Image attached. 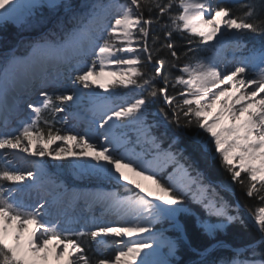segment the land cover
<instances>
[{
    "label": "snow or ice",
    "instance_id": "1",
    "mask_svg": "<svg viewBox=\"0 0 264 264\" xmlns=\"http://www.w3.org/2000/svg\"><path fill=\"white\" fill-rule=\"evenodd\" d=\"M48 3L53 4V0H48ZM174 6L179 9L178 12L172 11ZM68 7L71 8L70 5ZM85 7L86 11L70 17L71 28H67L63 21L57 23L56 26L63 33L60 39L53 41L42 36L32 42L28 57L12 56L5 60L0 68V117L7 119L2 109L7 107V85L17 79L16 69L37 57L46 66L53 64L74 68L79 74L73 83H78L82 89H91L92 85L99 84V87L107 90L109 84H112L131 86L141 93L146 91L151 97L162 95L164 106L159 111L164 119L180 130L195 125L210 134L211 139L201 138L199 134L192 139L204 152L212 151L208 145H214V152L218 153L231 179L245 189L248 197H256L261 202L259 207L249 212L258 238L245 249H236L235 256L227 264H264V68L252 77L247 75L251 60L258 59L264 64V40L259 47L254 45L250 49L249 56L240 57L235 65L223 72L213 62L228 41L236 42L237 47H247L239 44L246 33L264 37V0H246L242 5L246 10L241 14H235L226 5L213 7L210 0H124L123 3L117 0H95ZM19 8V0H0V10H3L0 11V21L22 22ZM154 9L156 17L151 15ZM145 12L149 15L146 16ZM164 16L170 21L164 25L169 40L176 31L198 36L205 45L209 41H216L207 49L213 52V57H200L189 48L184 53L187 59L182 66L175 63L171 65L177 67L180 73L171 81L162 74L165 60L157 55L160 48L155 46V39L151 48L147 42L150 26L154 20ZM188 42L192 43L191 40ZM134 45H139L146 53L145 61L138 55H129L137 51ZM161 47L168 48L171 57L180 60L173 43ZM189 52L193 55L189 56ZM89 56H95L90 65L87 64ZM153 61V71L149 73L144 65L152 64ZM113 65L119 66L117 70H105ZM103 76L114 79L102 83L99 77ZM158 77L161 78L160 87L154 83ZM170 87L173 90L179 87L177 94L180 100H177L176 95H169ZM41 95L45 98L41 104L28 105L34 118L24 121L16 133L0 135V149H18L32 156H51L54 160L63 159L66 155L88 157L91 153V160L74 161L73 167L95 176L111 177L118 174V180L123 179L140 191L127 188L130 194L123 196L94 194V199L130 219L125 222L126 226L102 223L85 233L63 227L58 220H48V212L40 211L44 204L38 207L26 204L14 196L13 193L18 189L6 188L2 183L6 181L18 185L28 178L34 180L37 173L0 167V264H52L53 260L57 264H136L144 249L152 248L155 238H130L149 232L157 220L172 217L177 211H182V207L175 206H182L184 197L193 189L194 198L204 206L208 215L218 218L215 224L201 222L207 234L214 235L217 230L225 229L230 224L244 223L239 208L233 209L216 188L205 181L202 172L195 170L196 174L192 175L188 168L178 164L174 153L161 150L158 138L151 132L156 125L146 120V99L143 95L110 109V114L104 112L96 130L76 135H61L59 130L54 134L55 115L64 111L61 105L74 98L79 104L86 96L91 98L96 94L84 93L81 88H77L72 94L52 95L42 91ZM106 99L100 98L101 102ZM54 100L60 103L54 105ZM46 110H50L51 119L42 118L41 114ZM119 121L127 123L121 124ZM41 122L45 128L40 127ZM127 124L137 126V143L150 145L156 150L155 159L163 157L177 164L180 173L178 180L170 176L169 183L165 185L156 179L155 170L147 166L151 162L144 161L141 154L128 148L125 134L116 133V129L126 127ZM100 137H103L104 143L98 145L96 141ZM56 141H75L77 150L68 147L67 143L50 149L49 145ZM38 167L42 172V166ZM123 169H130L137 176L151 180L161 194L155 200L149 199L153 193L135 180H129ZM149 171L152 174L145 176ZM241 173L246 174V179H241ZM122 187L126 188L125 185ZM64 194L58 193L57 198ZM78 195L73 193V199L78 198ZM110 234L112 238L106 239ZM84 236L97 245L109 242L115 245L114 259L90 257L89 249L79 239ZM115 237L121 239L116 240ZM209 251L205 249V252ZM245 251L250 252L251 256L241 259ZM150 255L152 253H144L140 264H167L166 261H150ZM257 255L259 259L254 258Z\"/></svg>",
    "mask_w": 264,
    "mask_h": 264
},
{
    "label": "trees",
    "instance_id": "2",
    "mask_svg": "<svg viewBox=\"0 0 264 264\" xmlns=\"http://www.w3.org/2000/svg\"><path fill=\"white\" fill-rule=\"evenodd\" d=\"M85 5L91 4V0H82ZM121 1V0H120ZM124 1V0H123ZM167 2V0H164ZM246 0H221L219 5H226L233 9L235 14H241L246 9L242 5ZM69 5L58 6L55 8H42L40 13L35 18L28 19L24 26L17 28L13 24H4L0 26V65L4 63L1 60V55H5L12 51L13 53L27 55L30 53V45L33 41L39 40L42 36H46L50 40H58L63 36L62 31L57 27V23L63 21L67 28L72 27L70 17L73 14H80L86 11V7L81 8L78 12L68 14ZM73 6V5H70ZM173 12H178L179 9L175 6L172 9ZM156 10L154 9L151 15L156 17ZM145 15H149L145 12ZM264 15V14H262ZM167 16L154 20V23L150 26V34L147 38L149 47L153 46V40L155 39V46L160 48L157 54L160 58L165 60L163 69V76L171 81L175 76L179 75L177 67H172L173 63L182 66L187 57L184 55L191 48L195 54L203 57L207 52V45L200 42V37L190 36L189 33L184 32L183 34L174 31L171 39L166 36L167 29L164 28L165 24H169ZM246 41L250 46H259L264 37H261L254 33H246ZM189 40L192 41L189 44ZM173 43L175 50L177 51L180 60H175L170 55V51L166 47H161L166 43ZM139 57L142 61L146 60V53L140 50ZM189 56L193 55L192 52L188 53ZM152 64L145 63L144 67L147 72L153 71ZM154 83L157 87L162 86L161 78H157ZM179 87L173 90L169 88V95H176L177 100L181 97L177 94ZM146 99L147 108L152 115L153 135L158 138V142L165 147H173V149L180 153V156L184 160L187 167L194 170H199L203 173L205 178L211 183L213 187L221 197L228 201L229 204L239 208V214L243 217L244 223L239 222L228 225L224 230L216 231L214 236L206 233V231L198 225L200 220H211L212 222H218V218L215 216H209L204 206L199 203L195 198L185 196L183 199V205L187 207L190 212L183 213L180 216V221L184 227L186 241L182 242L179 250V264H227L235 256V251L232 250H218L217 252L208 256L204 261H199L202 255L205 253V249H210L217 242H227L235 248H243L252 244L257 238L258 233L253 225L252 220L249 218L250 210H255L260 206L261 202L256 197H248L245 189L236 181L231 179V174L227 171V168L222 164L218 158V153L214 152V146L210 147L212 151L204 152L201 150L200 145L194 143L192 137L197 134L201 138L208 139V136L203 130L193 125L190 128L183 130L177 129L176 126L165 120L163 114L160 113V108L164 106L163 96L151 97L145 91L138 95ZM57 101L54 100V105ZM50 110L44 111L41 115L43 119H51L49 115ZM41 128L46 126L41 122ZM59 130L61 135L72 134L73 131L67 125L65 121H61L58 117V113L55 115V123L53 126V132ZM175 140V143H173ZM215 157V158H214ZM1 167V166H0ZM58 181L62 183H74L76 185H101L111 186L113 180L110 177L95 176L92 174H81L75 170V168L69 163L59 165L58 167ZM241 179H246V174L241 173ZM4 184V182H2ZM162 184L167 185L165 178L161 181ZM120 192H123L125 188L117 186ZM235 214V211L233 212ZM86 233V232H85ZM76 238V237H74ZM83 245L89 249V256L96 258L97 255L94 253L91 247V239L87 236L79 238ZM258 251V250H257ZM251 253L245 251L241 255L242 258H249ZM259 259L257 255L254 257Z\"/></svg>",
    "mask_w": 264,
    "mask_h": 264
},
{
    "label": "rangeland",
    "instance_id": "3",
    "mask_svg": "<svg viewBox=\"0 0 264 264\" xmlns=\"http://www.w3.org/2000/svg\"><path fill=\"white\" fill-rule=\"evenodd\" d=\"M29 1V0H26ZM221 0H211V4L213 7L219 6ZM36 2V0L34 1ZM95 0H91L90 3H94ZM105 2H107V0H105ZM118 3H123V0H117ZM63 5H73L71 6V8L67 9L68 10V14L70 13H75L78 12L81 8L85 7V2H83L82 0H53V4H49L48 0H39V2L35 3V6L32 8H27V6L25 8H27L25 15L23 18H21L22 22H14L12 20H8V21H0V26L4 25V24H13L15 25L17 28H20L22 26L25 25V23L27 22L28 19H32L35 18L37 16V14L40 13L42 8H55L58 6H63ZM26 21V22H23ZM216 44V42L213 41H209L207 44V49L211 46ZM240 45H247V47H237L236 46V42L234 41H228L227 42V46L223 49V54H224V58L225 60L227 59V62L230 64V66L232 67L233 65H235L240 57L243 56H249L250 55V49L254 46H250L247 41H246V36L244 35L243 37H241L240 41H239ZM256 46V45H255ZM134 47L137 48V51L134 54H129V55H140V46L139 45H134ZM259 47V46H257ZM29 54V53H28ZM24 56V55H22ZM24 57H28L24 56ZM23 57V58H24ZM203 57H213V52L212 51H208L206 52V54ZM9 58V57H8ZM6 54L5 55H1V60L4 62L5 59H8ZM22 58V57H21ZM95 59V56H89L87 57V64H91L92 60ZM30 61V60H29ZM4 65V63H2L0 65V68H2ZM254 66V67H253ZM228 67V66H227ZM261 68H264V64H261L260 61L258 59L256 60H251L250 61V67L248 70V77H252L254 76L256 73H258L260 71ZM99 70V69H97ZM65 74V71L63 72ZM79 74L77 73L74 68L68 67L67 69V73L65 74V79L67 78L68 80L65 81L63 80L61 85H63L62 87H58L54 86L49 83H43L41 86L35 87L33 88V90L31 92H29V94L27 96H23L21 97L22 100L21 104L23 106V112H25V116L19 115L13 113V116H11V118L8 121V126H2L0 125V135H4V134H13L16 133L18 131V129L20 128L21 124L26 121L29 120L31 118L34 117V114L30 111H28L30 108L28 107V104H35V105H39L43 102V100L45 99L43 98H38L37 96L39 95V93L41 94L42 91H47L49 94L52 95H60V94H71V89L73 86H78V88H81V90H85L87 92H94L96 94V96L93 97H88L86 96L80 104H72V106H69V108L65 107V105H61L64 108V111L58 113V117L61 121H65L67 123V125L71 128V130L73 131L72 135H76V134H82L80 132L79 126H78V122L76 119L71 118L70 114L75 113L78 117H80L81 119H86V117H88L87 114V110L88 109H94L95 107L99 106L100 104H102L100 98L104 97L107 98L105 101V105L104 107L108 110L113 109V107H111V102L113 101H118V105H122L124 103L127 102H132L134 101V99H136V97H138L139 94H141V91L139 89H133L131 86L128 87H124L122 85H112L109 84V87L107 90L99 87V84H94L92 85L91 89H82V86H80L78 83L74 84L73 81L75 80V76ZM69 75V76H68ZM63 78V79H64ZM114 79V78H112ZM118 79V78H117ZM52 81V80H50ZM105 83V82H102ZM67 84V85H66ZM65 85V86H64ZM119 86V87H116ZM117 88V89H114ZM133 99V100H131ZM131 100V101H130ZM60 102L57 101V104H59ZM27 104V106H26ZM83 104V105H81ZM117 105V104H116ZM146 107V120L147 123L152 124L151 120L152 115L150 114L147 105H145ZM20 119V125H16V118ZM14 121V126L10 127V125H12V122ZM88 121V120H87ZM127 123L126 121H122L121 124H125ZM128 125H132V124H127ZM153 131L154 128L151 129L152 135H153ZM204 132V131H203ZM208 136V139L210 138V134L205 133ZM137 138H138V133H137V126L135 129H132L130 135L126 136L127 141L130 143V147H128L129 149H134L135 153L141 154L142 155V159L144 161H148L151 162L152 159H155L156 157V150L152 149V151L147 152V148L151 146L147 145V144H143V143H137ZM61 141H56V143H59ZM158 142V141H157ZM104 140L103 138L100 139L99 144H103ZM159 143V142H158ZM160 144V143H159ZM208 146H214V145H208ZM111 148V146H109ZM160 148L163 151H171L172 153L175 154L176 159L178 164L183 165L185 168H188L189 171L192 173V175H195L196 173L194 172L193 169H191L190 167H187L184 160L182 159V157L180 156V153L176 152L173 147H165L163 145L160 144ZM120 151H123V149H121ZM146 153L148 154V156H146ZM119 154V152L117 153ZM11 155V149H0V166L4 167H10L12 168L11 165V158H9ZM135 158V157H133ZM77 160H88L87 158H82V157H74L71 155H66L63 159L60 160H54L53 157L51 156H43L40 157L38 156V159H36V163L39 166H42L43 169V173H42V177L41 179L38 181L39 185H44V186H50L52 188H55L58 190V193H77L78 198L81 197H86L90 194V192H102V193H108V194H118V195H128L130 193L127 192V188H131L133 189L135 192H139L140 190L136 189L134 185L128 184L127 181L123 180V179H117L118 174H114L112 175L110 178L113 180L114 183H112L113 185L111 186H101V185H76L74 183H62L60 181H58V167L61 164H64L65 162H69L72 166H73V162L77 161ZM91 160V159H90ZM157 162H155V167L153 170H155V172L157 173L156 175V179L163 181V179L165 178L166 183H169V177L171 176L173 178V180H178L180 178V173L177 171V164L173 163L170 160H167L163 157L156 159ZM92 163H95V161H92ZM75 170L81 174H90L87 171H81L80 169H76ZM103 177V176H102ZM205 177V176H204ZM205 181L207 183H210L206 178ZM122 185H125V190L123 192H120L119 189L117 188V186L122 187ZM4 186L7 187H12L15 188L14 185L9 184V182H4ZM14 196L21 200L20 196L18 195V192L15 191ZM64 194V195H65ZM195 195V189H193L192 192H189L186 196H190L191 198H194ZM63 196V195H62ZM153 197V196H152ZM197 201L198 199L195 198ZM24 203L28 204L27 201H23ZM85 203L82 202V205H84ZM87 204V203H86ZM86 207V211L84 210V212H82V215L79 217L81 218L82 216L87 217L89 214V206L87 207L86 205H84ZM180 207L183 208L182 211H178V217H179V224L174 220V217H165V218H161L160 221H158L159 223L156 224L155 226H152V228L150 229L149 233H151V236H156L157 238H164L167 239L169 242L168 244L165 246L164 248V256H166V262L167 264H179L180 258H179V250L181 248V244L182 242L186 241V235H185V231H184V227L180 221V216L183 213L186 212H190V210L185 207L182 203V206L180 205ZM102 208V206H95V212L96 214L101 213L102 211L100 210ZM103 213V212H102ZM106 214V213H105ZM99 215V214H98ZM100 219L99 221H101L100 223H102L104 220H108L104 217V214H100L99 215ZM48 220L50 221H57V218H49L48 216L46 217ZM82 219V218H81ZM58 221L61 220L59 219ZM110 221V220H109ZM209 223L215 224L217 222H212L211 220H205ZM201 222H204L203 220H200L198 222V225L200 227L201 226ZM61 226L69 228L71 230H86V232H88L89 230H91L90 228L92 226H90L89 223L86 222V220H82L80 223L74 224V225H70V224H62ZM203 228V227H202ZM93 229V228H92ZM204 229V228H203ZM94 230V229H93ZM205 230V229H204ZM224 230V229H222ZM218 231V230H217ZM216 233V232H215ZM215 235V234H214ZM211 235V236H214ZM150 238V237H149ZM119 240V239H118ZM91 247L94 251V253L97 255L96 258H104V254L102 253V249L99 248V245H97L96 242L91 240ZM170 245L172 247H170ZM113 246L110 245L109 247ZM108 247V248H109ZM244 253V252H243ZM205 254V253H204ZM204 254L202 255L201 259L199 261H204V259L208 258V256L203 257ZM244 259V258H242Z\"/></svg>",
    "mask_w": 264,
    "mask_h": 264
},
{
    "label": "bare ground",
    "instance_id": "4",
    "mask_svg": "<svg viewBox=\"0 0 264 264\" xmlns=\"http://www.w3.org/2000/svg\"><path fill=\"white\" fill-rule=\"evenodd\" d=\"M34 1L35 0H29V1L19 0L20 8H19L18 14L20 18L24 17L27 8L29 7L32 8L35 6L36 2ZM26 6L27 8H25ZM0 11H3V10H0ZM214 42L216 41L214 40ZM27 55H24V56H27ZM6 56L7 58L8 57L10 58L12 56L22 57V58L24 57L21 54L13 53L12 51L8 52ZM223 56H224L223 52H220L213 60L214 63H217L218 68L221 72H223L226 68H231L230 64L227 62V59L225 60ZM118 67L119 66L113 65V66L106 68L105 70L115 71L117 70ZM67 69L68 67L58 66V65H53V64H49L46 66L43 63V61L40 60L38 57L31 58L27 64L19 66L16 69L17 79L12 84L7 85V88H8L7 96H6L7 107L2 109L7 119L5 120L3 117H0V125L5 126V127L8 126V121L11 118V116H13V113L15 112L16 114H19V115L23 114L24 110H23V106L20 101L22 100L21 97H23L24 95L27 96L29 92L33 90V88L41 86L43 83H49V84L52 83V85L57 86L56 88H58L59 86L62 87L63 86L61 85L62 81L64 80L66 83V81L68 80L67 79L68 77L66 79L64 78L65 74L67 73ZM64 71H65V74L63 73ZM112 78L113 77L103 76V77H99V80L101 82H108L112 80ZM116 87H119V86H116ZM77 88L78 86H73L71 89V94ZM114 89H117V88H114ZM82 91L84 93H89L85 90H82ZM37 97L43 98V96L40 93ZM102 98H105V96ZM117 102L118 101L111 102L110 103L111 107L117 108L118 106H120L118 105ZM105 103L106 101H103L102 104L95 107L94 109L87 110L88 117H86V119L88 121L83 118L81 119L75 113L73 114L69 113L71 118H74L77 120L80 132L82 134H84L86 131H89V130H96L98 127V123L102 122L101 116L103 115L104 112L107 111L108 114H110V111L104 107ZM72 104H77L75 102V98L73 101L68 102L67 104H64V105L65 107L69 108V106H72ZM29 111L32 112L31 109H29ZM121 122L122 121H119L118 123H121ZM20 124L21 123L18 122L17 125L19 126ZM135 128H136V125L132 124V125H128L123 128H118L115 131L118 135L123 133L127 136V135H130L132 129H135ZM99 131L102 132L104 130L99 129ZM101 138L103 137H100L99 140L96 141L98 145H101L99 144V141ZM64 143H67L68 147L73 148L74 151L77 150L75 148V141L55 143V144L49 145V148L54 149L57 146H63ZM109 146L112 147V145H109ZM127 146L130 147L129 142ZM97 150H99V147ZM146 151L150 152L152 151V148L148 147ZM146 156H148L147 153H146ZM9 158H11L12 168L25 171V172L32 171L34 173H37V176L34 180L32 178H28L24 182L18 185H14V186H15V189H18L17 192L20 198L22 199V201H27L29 205H32L34 207H38L40 204H44V208H41L40 211L41 212L47 211L49 214L48 215L49 218L53 219V218H56L57 216L61 217L60 219L63 221V223L71 224V226L78 223L80 220H86V222L89 223L90 226H92L90 228L91 230H93L95 226L102 224V223H111L117 226H126L125 222L128 219H130V217L117 214L115 211L108 208L104 202L97 201L96 199H94V194L102 193V192H90L88 196L76 198V199H73V193L70 192V193H67L57 198V195H58L57 189L52 188L50 186L39 185L38 183L43 173V171L42 172L40 171V168L38 167V164L35 161L36 159H38V156H32L29 153L21 152L18 149L17 150L11 149V155ZM82 158H87L88 160H90L91 153L89 154L88 157H82ZM155 162H157V160L152 159L151 163H149L147 166L150 169H154ZM123 171L125 172V175L128 177L129 180H135L136 182L140 183L146 189H149L153 193L152 195L153 197L151 196L149 197V199L155 200V197L161 194L159 193L158 189L156 188V186L153 184L151 180L146 179L144 176H137L136 173L131 171L130 169H123ZM151 174L152 172L149 171L145 173V176L151 175ZM105 194H108V193H105ZM82 202H84L85 203L84 205H86L87 207L89 206L88 207L89 214L87 217L82 216L81 217L82 219H81L79 217L82 215V212H84V210L86 211V207L82 205ZM156 202L162 203L160 201H156ZM97 205L102 206L100 210L103 212V213L101 212L98 214L99 215L104 214V217L108 219L107 221L104 220L102 223H100L101 222L99 221L100 217L95 212V206ZM165 207H169V206L165 205ZM175 207H180V205H177ZM177 212L175 213L173 217H174V220L180 226L179 217H178ZM158 221H160V219L157 220L153 224V226L158 224L159 223ZM150 234L151 233L146 232V233H141V234H138L130 238V239H146L149 237L155 238V242L152 243V248L144 249V252L141 253L140 258L137 259L136 264H140V259L144 258V253H152V255L148 257L150 261H154V262L167 261L166 256H164V248L168 244L169 241L161 237L157 238L156 236H151ZM111 238L112 237L110 234V237L106 239L110 240ZM114 239L118 240L121 238L115 237ZM124 239H128V238H124ZM110 245H112L111 242H109L108 244L102 245V246L99 245V248L102 249V253L104 254L105 257H112L114 259V254H116V246L113 245L109 247ZM52 264H57V262L53 260ZM60 264H62V262H60Z\"/></svg>",
    "mask_w": 264,
    "mask_h": 264
},
{
    "label": "water",
    "instance_id": "5",
    "mask_svg": "<svg viewBox=\"0 0 264 264\" xmlns=\"http://www.w3.org/2000/svg\"><path fill=\"white\" fill-rule=\"evenodd\" d=\"M246 247L243 248H235L233 247L231 244L227 243V242H217L215 243L209 250V252H205L203 257L209 256L215 252H217L218 250H232L235 251L236 249H245Z\"/></svg>",
    "mask_w": 264,
    "mask_h": 264
}]
</instances>
